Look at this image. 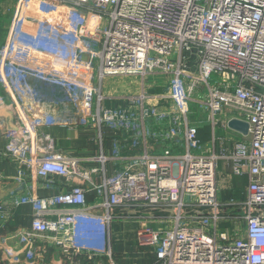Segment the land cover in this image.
<instances>
[{"label":"built area","instance_id":"built-area-1","mask_svg":"<svg viewBox=\"0 0 264 264\" xmlns=\"http://www.w3.org/2000/svg\"><path fill=\"white\" fill-rule=\"evenodd\" d=\"M119 74L160 78V89L142 84L134 95L103 94L99 82ZM31 78L65 90L73 121L99 134L108 128L141 149L127 155L114 143L110 158L121 166L95 186V206L105 213L91 210L79 185L14 201L34 209L30 226L16 231L27 262L36 257V237H46L62 249L64 264H81L71 256L92 252L84 233L107 230L114 207L139 206L160 212L165 223L136 231L155 264H264V0H13L0 45V84L11 99L10 124L0 113L3 155L19 177L29 170L44 187L54 176L90 179L97 168L57 153L51 136L40 132L57 120L31 112L29 104L37 102ZM6 101L0 94V112ZM192 105L206 112V142L189 119ZM233 119L247 124L245 134L229 126ZM217 126L231 135L219 136ZM151 141L168 145L153 151ZM217 142L223 143L218 150ZM223 162L231 176L220 185ZM235 178H246L242 197L221 199L236 189ZM12 208L0 203L1 221ZM4 252L10 264L20 262L19 250Z\"/></svg>","mask_w":264,"mask_h":264},{"label":"crops","instance_id":"crops-1","mask_svg":"<svg viewBox=\"0 0 264 264\" xmlns=\"http://www.w3.org/2000/svg\"><path fill=\"white\" fill-rule=\"evenodd\" d=\"M115 76H106L101 83L99 82L102 93L113 98H120L119 96L135 92L138 93L142 84L149 86L151 88L149 91L151 92L160 89V86L157 85L160 84L158 81L160 78H153L152 81H148V77L133 76L138 77L136 88L133 85L134 83L131 82L132 80L113 78ZM29 83L31 88L37 92V102L29 104L31 112L39 117H43L46 112L57 120V122L42 125L40 132L51 136L57 153H61L69 158H76L79 160L82 168H97L98 172H93L90 175V179L75 176L72 179L66 180L64 177L54 176L51 178V184L48 187H44L42 181L36 179L29 170H26L24 176L19 177L16 164L3 155L7 140L0 132V203L13 206L11 216L5 221L0 220V264H10L4 252V249L7 248L20 251L21 260L17 264H64L67 259L62 249L54 244L50 238L46 237H36L32 243V249L36 257L32 259V262L25 260L26 249L18 241L16 231L19 227L30 226L34 209L30 203L13 205V202L26 195L37 198L52 196L68 190L72 185H79L83 186L86 190L87 201L91 210L95 213H105L103 208L95 206V203L100 199L95 186L101 183L106 175L111 174L113 170L121 166V163L115 162L110 158L113 154L114 143L118 144L119 140L121 152L127 155L135 154L141 148L131 147L130 141L125 142L122 137L119 138V134L114 133L108 128L103 127L101 134H99L96 128L86 127L73 121L77 116L75 108L62 87L33 78L29 79ZM0 94L7 100L6 106L0 113L8 125L10 124V117L7 112L9 109V105L7 104L11 99L3 84H0ZM208 127H210L209 124ZM210 131L205 141L209 140ZM218 135L223 137L231 135V132L220 130ZM223 143L217 142V150ZM232 144L233 142L229 141L226 143V146L231 147ZM167 145V142L151 141L150 150L160 151ZM100 155L108 159L105 162L90 160ZM220 167L224 169V174H219V184L223 185L224 177L227 176L228 178V176H231V173L229 164L227 165L226 162L220 164ZM233 181L234 183L236 181V186L240 184L241 188L236 187L232 192L229 190L230 197L236 195L237 198H241L240 190H242V183H246V178L240 181L242 183L236 178ZM224 193L220 194L221 199H228V197L224 198ZM147 213H149L147 210L139 206L137 210L119 206L114 207L111 210L112 221L109 223L107 230L101 232V228L96 227L87 230L82 236L83 245L89 246L88 250L92 249V252H88L87 249L82 250L80 253L72 255L71 258L81 264H155L153 250L149 246L137 243L136 231L142 224H149L155 228H160L165 223L160 221L162 220L159 218L160 212L154 211V213H149V215ZM108 249H110L109 254L107 253Z\"/></svg>","mask_w":264,"mask_h":264},{"label":"rangeland","instance_id":"rangeland-1","mask_svg":"<svg viewBox=\"0 0 264 264\" xmlns=\"http://www.w3.org/2000/svg\"><path fill=\"white\" fill-rule=\"evenodd\" d=\"M12 6H13V0H0V45L4 42L5 37H6V28L10 22ZM133 76H136V75L119 74L113 78H122V79L126 78L128 80H132L131 82L134 83L133 84L134 87L136 86V88H137V85H138L137 78L138 77H133ZM152 79L153 78L148 76V81H150V80L152 81ZM160 80H162V79H160ZM218 80H219V78L217 76H212L210 78L211 82H214V81L217 82ZM52 85H55V84H52ZM55 86H57V85H55ZM134 94H137V93L135 92L133 94H127V95H134ZM189 119L195 125H197V127L199 129V135H200L202 141L204 142L207 135H208L209 130H211V128L208 127V123L206 121V112L203 111L199 106L195 107V105L194 106L192 105L191 106V113L189 114ZM220 130H221L220 127L217 126L216 127L217 133H219ZM234 135L239 136L237 133H234ZM209 137H211V134H209ZM239 182H240V179H239ZM235 183H236V181H235ZM235 187H237L239 189L241 188L240 184H238V186H236V184H235ZM230 195L231 194L229 191L225 192L224 198L230 197Z\"/></svg>","mask_w":264,"mask_h":264},{"label":"water","instance_id":"water-1","mask_svg":"<svg viewBox=\"0 0 264 264\" xmlns=\"http://www.w3.org/2000/svg\"><path fill=\"white\" fill-rule=\"evenodd\" d=\"M229 126L233 129L240 130L244 134L247 132V124L238 120H231Z\"/></svg>","mask_w":264,"mask_h":264}]
</instances>
